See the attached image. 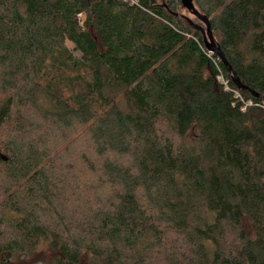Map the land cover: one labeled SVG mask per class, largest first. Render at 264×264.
<instances>
[{
	"label": "trees",
	"instance_id": "obj_1",
	"mask_svg": "<svg viewBox=\"0 0 264 264\" xmlns=\"http://www.w3.org/2000/svg\"><path fill=\"white\" fill-rule=\"evenodd\" d=\"M193 2L229 67L181 0H0V264H264V0Z\"/></svg>",
	"mask_w": 264,
	"mask_h": 264
},
{
	"label": "water",
	"instance_id": "obj_2",
	"mask_svg": "<svg viewBox=\"0 0 264 264\" xmlns=\"http://www.w3.org/2000/svg\"><path fill=\"white\" fill-rule=\"evenodd\" d=\"M181 3H182V6L188 12H190L202 24L205 25V27H206V32H205V36H206L205 45H206L207 50L209 52L217 55L225 67H229L228 62L225 59V55L223 54L222 50L216 45V43L214 41L213 32H212L211 23H210L209 18L207 16H205V15H202L195 8V5H194L193 0H181ZM229 71H232V69L229 68ZM232 81H233V83L235 84V86L239 90H246V88L241 84V81L239 80V78L234 73H233V79H232Z\"/></svg>",
	"mask_w": 264,
	"mask_h": 264
},
{
	"label": "rangeland",
	"instance_id": "obj_3",
	"mask_svg": "<svg viewBox=\"0 0 264 264\" xmlns=\"http://www.w3.org/2000/svg\"><path fill=\"white\" fill-rule=\"evenodd\" d=\"M177 14L180 15L181 17H183L192 26L197 27L202 32L204 40L206 39V36H205L206 27H205L204 24L200 23L197 19H195L191 14H189L182 7H181V9H179L177 11ZM213 37H214V41H215V43L217 45L218 40H217V38L215 36H213ZM63 136H65V135H63ZM65 137L67 138V140L62 141V144H61L62 147L66 146L67 143H68L69 136L66 134ZM70 138L71 139H73V138L78 139V141H76V143L73 146H71V148H70L71 154L69 155V157H71V158H73L75 156L73 159H76V164H78L80 162V160L82 159V153L85 150V148H84L85 142L84 141L82 142L81 136L78 133H75V132H71ZM68 161H69V158L67 159L66 162H68ZM4 199H5V197L0 196V201H3ZM31 264H41V263H38L36 261L35 263H31Z\"/></svg>",
	"mask_w": 264,
	"mask_h": 264
}]
</instances>
